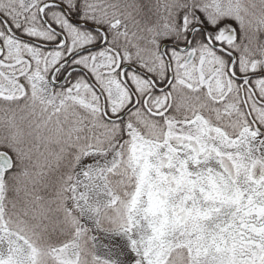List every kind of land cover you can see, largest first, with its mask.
<instances>
[{
  "label": "snow or ice",
  "instance_id": "6c2138e0",
  "mask_svg": "<svg viewBox=\"0 0 264 264\" xmlns=\"http://www.w3.org/2000/svg\"><path fill=\"white\" fill-rule=\"evenodd\" d=\"M0 264H264V0H0Z\"/></svg>",
  "mask_w": 264,
  "mask_h": 264
}]
</instances>
